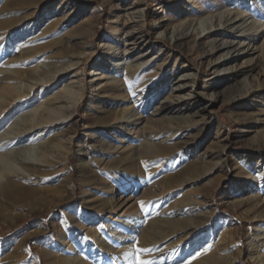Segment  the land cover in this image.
<instances>
[{
  "label": "bare ground",
  "instance_id": "6f19581e",
  "mask_svg": "<svg viewBox=\"0 0 264 264\" xmlns=\"http://www.w3.org/2000/svg\"><path fill=\"white\" fill-rule=\"evenodd\" d=\"M60 1L8 0L0 11V31L6 30L5 38L11 42L2 51L14 57L9 61L13 69L0 68V132L10 123L0 133V213L8 204L41 201L40 176L57 173V165L68 167L73 132L63 128L71 123L74 105L83 94L81 63L88 54L87 47L73 52V34L81 31L89 40L94 23L83 19L86 8L68 21L67 17L59 18L66 14L58 5ZM190 1L171 0L160 7L170 9L177 18H170L164 30L158 26L159 37L170 31L167 40L176 42L181 27L190 30L200 25L201 35L209 29L205 21L193 24L198 1L192 5ZM132 15L124 21H112L103 37L104 52L91 82L101 106L92 123L90 153L77 155H91L85 163L77 164L83 185L81 202L57 217L61 229L57 241L44 249L46 264H229L232 254L223 253L230 222L223 225L224 219H220L215 223L213 211L200 200L201 196H212L223 179L206 188L204 195L196 186L214 171L225 175L233 168L236 175L226 193L233 200L247 196L238 203L253 208L256 231L250 241L252 256L257 264H264V172L256 175V166L245 168L244 155L231 152L224 130L213 151L202 150V130L195 131L204 116L182 119L185 109L179 107L182 103L187 106V99L174 95L164 98L170 83H175L174 93L188 86L181 84L182 77L194 84L196 78L190 74L178 78L177 62L172 63L168 50L152 47L140 52L141 37L129 27L144 16L141 10ZM219 26L210 24L216 30L201 38L192 30L185 37L208 44L217 36ZM37 40H41L37 46L26 47ZM231 44L222 42L211 51ZM185 67L182 64L179 68ZM246 72L238 71L237 77ZM249 78L245 80L248 90L255 83L261 88L259 76L251 74ZM35 88L41 89L40 94ZM244 98L235 97L238 101ZM156 99L160 106L151 114L148 110ZM29 107L34 109L23 114ZM163 115H171V121L178 123L168 127L167 134L156 130L165 124ZM263 117L264 110H259L240 121L249 131L256 130L264 123ZM61 183L50 199L38 205L49 207L64 195L67 189ZM177 191L181 194L170 203ZM31 235L18 238L0 264H26L22 247Z\"/></svg>",
  "mask_w": 264,
  "mask_h": 264
},
{
  "label": "rangeland",
  "instance_id": "374dc122",
  "mask_svg": "<svg viewBox=\"0 0 264 264\" xmlns=\"http://www.w3.org/2000/svg\"><path fill=\"white\" fill-rule=\"evenodd\" d=\"M7 1L0 0V11ZM196 1H198L197 7L194 9L196 21L193 24L205 21L209 29L201 35L200 25H195V29L193 27L190 30L187 29L188 26L181 27L176 33L179 38L176 42L167 40L170 37V31H166L165 37L157 35L159 25L164 30L170 18L172 20L177 18L176 13H172L170 9H160L171 0H62L58 3L66 11V14L59 15V18L67 17L68 21L77 13L82 14L83 9L86 8V12L82 15L83 19L88 18L94 23V33L89 40L84 38L81 31L73 34L75 39L71 47L73 52L76 53L82 47H87L88 54L81 63L80 77L84 83L83 94L74 105L71 123L63 128L73 132L72 152L67 159L68 167L63 169L57 165L55 169L58 171L57 173L40 176L42 185L38 194L41 199L39 202L53 196V192L60 185L59 181L62 182L61 186L65 190L67 189V192L49 207H42L38 205L39 202L4 206L3 212L0 213L1 263L11 254L15 241L31 233V237L25 240L22 247L24 262L26 264H46L44 249L57 241L61 229V223L57 217L64 209L80 204L83 185L78 174L77 164L85 163L91 155L79 157L77 155L79 152L80 154L90 153L89 148L92 142L89 137L94 128L92 123L101 106L100 98L97 96L98 92H94L91 82L94 80L95 65L104 52L102 40L112 21L116 18L123 21L132 18L134 17L132 14L135 15V12L137 13L139 10L142 11L144 17L142 20H136L141 21L140 23L129 27L136 36L141 37L142 44L137 49L139 48L140 52L152 50V47L153 49L160 47L163 50H168L172 63L177 62V77L190 74L196 78V84H194L189 83L193 80L188 81L187 78L182 77L181 84L185 83L188 86L182 90L177 89V92L174 93L172 91L176 88L173 86L175 83H170L164 98L174 95L187 99L186 104L188 105L185 106V103H182L179 107L185 109L180 115L182 119L192 118L195 120L204 116L200 117L203 119L200 120L199 127L195 131L198 134L202 130L200 133L204 141L202 150L213 151L214 142L219 139L222 130H224L229 136L231 152L237 154L239 152L244 155L247 161L244 163L245 168L256 166V175L264 172V123L256 130L249 131L240 121V119L243 120L258 114L259 110H264V0H191V5ZM227 1L231 3H226ZM58 11L60 13L61 8ZM236 17L238 20L233 22ZM210 24L220 25L217 28L219 32L217 36L209 39L208 44H204L199 38L216 30L214 27L211 28ZM191 30L194 36L199 37L195 43L192 39L188 40L185 37ZM5 33L6 30L0 31V68L4 66L7 69H13L9 61L14 57H7L2 51L5 45L11 43L5 38ZM222 42H232V44L228 48L211 51L213 46L219 47ZM39 43L41 40L27 43L26 47H35ZM182 64L186 66L184 69L179 68ZM250 70L253 72L249 73ZM238 71L247 72L237 77ZM251 74L256 78L260 77L261 88H258L257 83L253 85L252 90H248L245 86V80L250 79ZM60 87L62 88V86ZM40 91L41 89L34 90L38 94ZM236 96L245 98L238 101L235 99ZM159 106L158 99L151 102L149 113L152 114L155 107ZM188 107H190L189 110H187ZM33 109L34 107L26 108L23 114L31 112ZM162 119L165 124H159L155 129L164 134L169 133L168 127L178 126L177 120L171 121V115H163ZM9 126L10 123L6 124L1 132ZM96 149L99 150L98 147ZM235 175L234 168L225 175L214 171L207 178L199 181L196 189L204 195L206 188L216 185L219 180L223 179L219 187L213 191L212 196L207 194V196H201L200 200L206 202L210 210L213 211L215 223H220V219H224L221 223L223 225H228L230 222L229 241L226 252L223 253L224 255L232 254L229 264H257L253 259L252 244L250 243L256 231V221L252 214L253 208H247L238 203L239 199L244 200L247 196L240 197L236 201L231 199L228 192L226 193V188L234 181ZM242 177L241 181L245 182L244 176ZM189 188L191 189V187ZM189 188L186 190H190ZM253 191H256V187ZM180 194L177 191L175 196L169 198V202L172 203ZM222 230L223 227H220V231ZM204 249L207 247L204 246Z\"/></svg>",
  "mask_w": 264,
  "mask_h": 264
}]
</instances>
